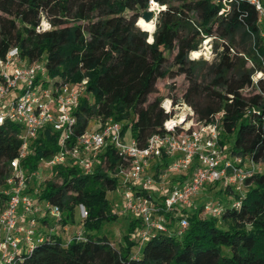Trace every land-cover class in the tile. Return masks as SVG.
I'll list each match as a JSON object with an SVG mask.
<instances>
[{"label": "trees", "instance_id": "trees-1", "mask_svg": "<svg viewBox=\"0 0 264 264\" xmlns=\"http://www.w3.org/2000/svg\"><path fill=\"white\" fill-rule=\"evenodd\" d=\"M148 1L0 0V58L15 47L27 62L43 59L52 79L72 84L85 79L84 93L73 111L70 142L87 130L91 120L103 125L110 119L142 147L148 136L164 132L162 124L171 114L160 105L169 100L171 105L188 106L200 124L216 119L220 136L232 137L228 154L264 167V43L260 37L264 30L257 24L253 6L245 0L229 2L227 9L214 0H152L163 9L156 14L148 43L136 27ZM41 20L48 27L37 32ZM204 39L212 41L215 54L205 86L201 71L206 62L189 59ZM169 56L174 75L182 76L187 85L178 98L168 94L147 102L158 82L170 74ZM254 73L261 77L253 81ZM173 86L171 82L167 89ZM18 132L16 124L0 125V189L20 145ZM58 137L43 127L31 143L30 153L20 161L24 192L34 203L57 206L60 217L55 221L62 224H73L75 208L81 206L85 217L77 214L82 237L61 243L55 234H42L37 228L44 239L30 252L15 253L9 264H264V168L251 171L243 180L240 197L220 187L216 195L223 190L238 199V206L232 207L230 200L221 203L219 217L201 215L198 206L189 214L184 209L178 215L166 212L167 232L156 233L139 247L130 238L139 226L133 218L119 245L113 247L105 236L91 232L114 218L105 193L114 189L115 173L123 162L105 144L90 173L82 174L66 162L51 166L48 179L36 184L37 163L57 151ZM219 143L223 145L221 139ZM29 179L36 186L31 195ZM5 199L0 195V207ZM180 217L188 226L176 236L175 222Z\"/></svg>", "mask_w": 264, "mask_h": 264}, {"label": "built area", "instance_id": "built-area-1", "mask_svg": "<svg viewBox=\"0 0 264 264\" xmlns=\"http://www.w3.org/2000/svg\"><path fill=\"white\" fill-rule=\"evenodd\" d=\"M214 1H220L227 9V3L241 0ZM245 1L253 6L257 24L264 30V0ZM152 7H156L157 12L163 9L149 0L147 9ZM47 27L41 20L36 31H44ZM260 37L264 43V31L260 32ZM44 77L48 76L43 61L27 62L15 47L8 49L0 58V125L4 122L18 125L16 137L20 142L16 157L8 163L9 176L0 189V195L6 198L0 207V264H9L15 253L30 252L34 244L44 239L42 234L36 233L37 215L42 211L24 192L25 176L20 166V161L30 153V145L43 127L59 134L57 151L42 161L50 167L71 162L82 174H88L105 144L110 145L121 158L123 164L115 178L119 179V187L123 189V211L139 221L133 238L138 247L156 233H166L164 214L176 211L178 215V210L190 206L191 198L205 185L220 183L222 188H228L240 197L243 180L251 171L259 170V164L247 158L223 157L219 143L221 130L216 119L200 124L194 120L188 106L180 102L171 105L169 100L160 105L165 113L171 114L162 124L164 132L148 136L142 147L137 146L130 136L123 140L121 124L110 119L96 130H86L70 142L75 125L73 111L84 93L86 81L82 79L72 84L50 77L45 81ZM160 164L163 166L154 170ZM148 167L153 170L149 175L146 173ZM173 174L178 175L179 180L170 185L167 178ZM33 175L37 177V172ZM164 180L168 190L160 201H155L150 195ZM230 204L237 207L238 199L232 198ZM191 206V209L198 206L201 215L215 218L222 210L221 202L211 200ZM47 207L46 212L59 220L58 207L49 204ZM78 208L80 218H84L83 208ZM187 226L184 217L178 218L174 234L181 236Z\"/></svg>", "mask_w": 264, "mask_h": 264}, {"label": "rangeland", "instance_id": "rangeland-1", "mask_svg": "<svg viewBox=\"0 0 264 264\" xmlns=\"http://www.w3.org/2000/svg\"><path fill=\"white\" fill-rule=\"evenodd\" d=\"M160 11V9L158 10ZM154 16L152 17L151 21L153 24V31L155 27V18L157 11H153ZM140 18V17H139ZM138 18V19H139ZM137 22V21H136ZM141 25H144L140 19L139 23L137 22L136 27L139 31H142L146 34V42H150L151 37V31L148 27L144 26L141 27ZM152 31V32H153ZM212 41L209 39H204L199 46V49L196 51L195 57H192V54H189V58L192 60H202L206 62V65H204V69L201 71L202 76H204L206 79L203 80L202 85L205 86L209 79H207L209 76V71L207 67L214 61L215 54L212 51ZM170 59L171 56L168 57L167 67L170 70V74L165 77L163 81L158 82L156 86V92L149 95L147 97V102H150L154 97L157 96H163L166 95H172V97L178 98L182 91L186 87V82L184 81L182 76H175L174 70L170 66ZM43 59L40 60V63ZM246 65H250L248 62H246ZM259 77H261L260 73H254L251 76V79L253 81L257 80ZM45 81H48V77H44ZM173 82L174 86L172 90H168L167 86ZM250 90H244L243 93L247 94ZM91 101V99H89ZM6 110V109H4ZM4 110L2 112H4ZM181 112V110H180ZM99 126L98 120H91L88 123L87 130H93L96 129ZM129 136L128 130L124 131L123 133V140H127ZM231 136H220L221 141L223 142L222 145V151H223V157H230L228 154V150L231 145ZM242 167H245V165H242ZM263 165H259V170H263ZM153 170L149 169V167L146 169V173L149 175L151 174ZM37 177L35 176L36 184H40L43 179H48V174L50 173V166L46 165L42 161H39L37 163ZM160 172V171H158ZM34 174V173H33ZM168 179V178H167ZM164 182L166 180L160 182V184L156 187L158 190L152 193L150 196L155 201H160V197L165 194V192L168 190V186L164 185ZM27 186L28 188L32 187V190L29 191L30 195L33 194L34 189H36L35 185H31L30 179L27 180ZM221 187L220 183H214L211 185H205L202 189L199 190V192L194 196V198H191V205H199V203H205L207 201H215V202H221L226 203L229 200L232 199L231 194L225 193L223 190L221 191L220 195H216L219 189ZM223 189V188H222ZM123 189L119 187V179H116V185L112 191H107L105 193V198L108 204V209L112 215H114L113 219H110L108 221H102L99 224V227L92 231L91 234L93 236H105L110 244H112L113 247H117L121 241L122 234L126 233L127 226L129 225V222L133 219V216L129 213H126L123 211V197H122ZM37 204L38 208L42 211L41 214L38 213L37 215V225L38 229L42 232V234L48 235L49 233L55 234V236L59 237L61 240V243H65L68 240L75 238L77 236L82 237L81 235V222L80 218L77 214L79 208H75L74 213V223L73 224H62L61 222H56L55 219L50 216L46 210L48 209L47 203L45 201H39L35 202ZM185 207L184 210L187 214L190 213L192 206ZM44 219L45 222H41V220ZM220 226L222 225L219 223ZM130 238L133 240L134 234L130 233ZM134 241V240H133Z\"/></svg>", "mask_w": 264, "mask_h": 264}, {"label": "water", "instance_id": "water-1", "mask_svg": "<svg viewBox=\"0 0 264 264\" xmlns=\"http://www.w3.org/2000/svg\"><path fill=\"white\" fill-rule=\"evenodd\" d=\"M154 16V12L150 9H147L143 11L140 15V19H142L144 22L151 21L152 17ZM152 41V37H150V42Z\"/></svg>", "mask_w": 264, "mask_h": 264}, {"label": "bare ground", "instance_id": "bare-ground-1", "mask_svg": "<svg viewBox=\"0 0 264 264\" xmlns=\"http://www.w3.org/2000/svg\"><path fill=\"white\" fill-rule=\"evenodd\" d=\"M155 9H156V7H152V8H150L151 11H155ZM139 19H140V18H139ZM141 21H142V23L144 24V25H141V27H144V26L148 27V28L150 29L151 33H152V31H153V24H152V21L144 22L142 19H141Z\"/></svg>", "mask_w": 264, "mask_h": 264}, {"label": "crops", "instance_id": "crops-1", "mask_svg": "<svg viewBox=\"0 0 264 264\" xmlns=\"http://www.w3.org/2000/svg\"><path fill=\"white\" fill-rule=\"evenodd\" d=\"M177 180H179V176L178 175H175V174H173L172 176H170L168 178V182H169L170 185L173 184V183H175ZM37 228H38V225H37Z\"/></svg>", "mask_w": 264, "mask_h": 264}]
</instances>
